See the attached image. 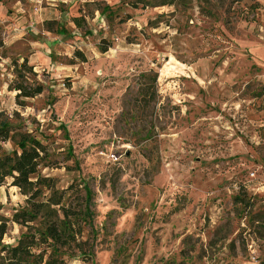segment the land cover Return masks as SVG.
Listing matches in <instances>:
<instances>
[{
    "label": "rangeland",
    "instance_id": "1",
    "mask_svg": "<svg viewBox=\"0 0 264 264\" xmlns=\"http://www.w3.org/2000/svg\"><path fill=\"white\" fill-rule=\"evenodd\" d=\"M1 1L19 37L0 23V115L45 146L58 193L93 194L91 258L67 264H264V0ZM25 59L44 91L16 102ZM25 200L0 187L2 243Z\"/></svg>",
    "mask_w": 264,
    "mask_h": 264
},
{
    "label": "trees",
    "instance_id": "2",
    "mask_svg": "<svg viewBox=\"0 0 264 264\" xmlns=\"http://www.w3.org/2000/svg\"><path fill=\"white\" fill-rule=\"evenodd\" d=\"M174 2L168 0L159 5L171 6ZM137 3L132 5L137 7ZM81 21V18L72 20L76 28H80ZM52 26V22H46L48 32H63L62 28L54 30ZM107 50L108 47L100 48L102 53ZM76 56L85 62L82 54L76 52ZM13 67L16 80L8 89L17 93L16 102L33 99L43 93V86L26 76H35L26 59L22 64L14 62ZM152 80L155 81L154 78ZM141 95L149 96L150 86H144ZM18 128L15 129L8 118L0 115V187L10 179L11 186L26 198L25 206L16 210L10 219V222L25 229L13 245L2 243L8 220L1 216L0 205V264H67L79 256L91 258V252L84 249L85 244L80 237L93 215L92 191L83 181L58 193L53 181L39 174V170L46 165L45 146L34 135L21 132ZM6 143L12 144L11 152L4 150ZM79 189L83 190L84 196L81 200L77 199L75 205L64 200L67 193H77Z\"/></svg>",
    "mask_w": 264,
    "mask_h": 264
},
{
    "label": "crops",
    "instance_id": "3",
    "mask_svg": "<svg viewBox=\"0 0 264 264\" xmlns=\"http://www.w3.org/2000/svg\"><path fill=\"white\" fill-rule=\"evenodd\" d=\"M11 15H9V10L7 9V6L4 5L3 1L0 0V23H4L8 25L9 27V32L8 34H5L7 35V38L6 40L9 42V41H15V39H18L17 37H19V28L17 25H15V22H13L11 20ZM7 33V32H6ZM6 40H5V43H6ZM34 42L32 41L31 44H33ZM0 60L2 61V59L0 58ZM3 62V61H2ZM3 64L0 63V66H2ZM0 88H1V84H0Z\"/></svg>",
    "mask_w": 264,
    "mask_h": 264
}]
</instances>
